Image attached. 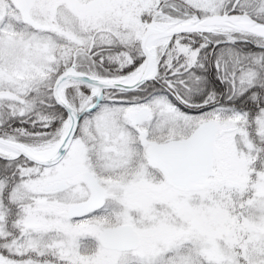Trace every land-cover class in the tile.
<instances>
[{
  "label": "snow or ice",
  "instance_id": "obj_1",
  "mask_svg": "<svg viewBox=\"0 0 264 264\" xmlns=\"http://www.w3.org/2000/svg\"><path fill=\"white\" fill-rule=\"evenodd\" d=\"M0 264H264V0H0Z\"/></svg>",
  "mask_w": 264,
  "mask_h": 264
}]
</instances>
